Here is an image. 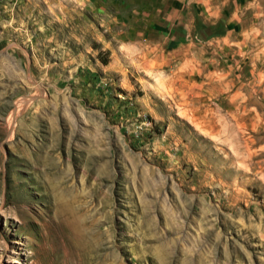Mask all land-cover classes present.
Wrapping results in <instances>:
<instances>
[{"label":"rangeland","instance_id":"obj_1","mask_svg":"<svg viewBox=\"0 0 264 264\" xmlns=\"http://www.w3.org/2000/svg\"><path fill=\"white\" fill-rule=\"evenodd\" d=\"M155 2L0 0V264H264V41L172 78Z\"/></svg>","mask_w":264,"mask_h":264},{"label":"crops","instance_id":"obj_2","mask_svg":"<svg viewBox=\"0 0 264 264\" xmlns=\"http://www.w3.org/2000/svg\"><path fill=\"white\" fill-rule=\"evenodd\" d=\"M153 8L163 21L158 28L173 29L164 34L166 48L157 57L153 50V63L172 69V78L221 66L227 41L237 47L245 38L264 41V0H157Z\"/></svg>","mask_w":264,"mask_h":264},{"label":"bare ground","instance_id":"obj_3","mask_svg":"<svg viewBox=\"0 0 264 264\" xmlns=\"http://www.w3.org/2000/svg\"><path fill=\"white\" fill-rule=\"evenodd\" d=\"M23 106V105H22ZM233 146V145H232ZM12 251V250H11Z\"/></svg>","mask_w":264,"mask_h":264}]
</instances>
